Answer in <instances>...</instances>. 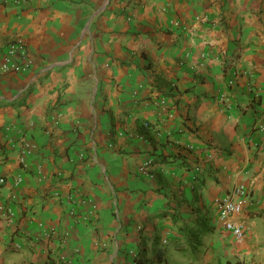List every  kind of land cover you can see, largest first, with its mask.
<instances>
[{"label":"crops","instance_id":"0c3cea01","mask_svg":"<svg viewBox=\"0 0 264 264\" xmlns=\"http://www.w3.org/2000/svg\"><path fill=\"white\" fill-rule=\"evenodd\" d=\"M16 41L0 264H264V0H0Z\"/></svg>","mask_w":264,"mask_h":264},{"label":"built area","instance_id":"2783aa9c","mask_svg":"<svg viewBox=\"0 0 264 264\" xmlns=\"http://www.w3.org/2000/svg\"><path fill=\"white\" fill-rule=\"evenodd\" d=\"M32 66V60L29 56L23 43L16 41L8 45L6 50L0 55V75L3 74H24ZM164 104V102H161ZM264 131V129H262ZM151 161H148L141 167V172H145L151 165ZM20 182V179H16V184ZM5 180L0 178V185H3ZM247 191L244 187L240 186L235 188L231 193L224 196L218 203V216L224 229L231 233L236 242L241 243L245 237V227L243 224L234 223L232 220L234 215L239 214L242 211V202L238 198L246 197ZM12 212L8 213V216H12ZM15 249H20L19 244L14 245Z\"/></svg>","mask_w":264,"mask_h":264},{"label":"trees","instance_id":"16d2710c","mask_svg":"<svg viewBox=\"0 0 264 264\" xmlns=\"http://www.w3.org/2000/svg\"><path fill=\"white\" fill-rule=\"evenodd\" d=\"M198 242H199V240H197V241H195V244L192 246H188L187 248L183 245V246H180L179 247V250L181 251V252H183L184 250H196L197 248H198ZM226 264H231L230 262H227ZM233 264H241V263H239V262H236V263H233Z\"/></svg>","mask_w":264,"mask_h":264}]
</instances>
